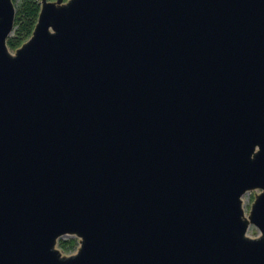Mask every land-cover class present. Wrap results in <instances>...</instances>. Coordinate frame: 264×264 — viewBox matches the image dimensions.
Masks as SVG:
<instances>
[{
	"label": "water",
	"instance_id": "95a60500",
	"mask_svg": "<svg viewBox=\"0 0 264 264\" xmlns=\"http://www.w3.org/2000/svg\"><path fill=\"white\" fill-rule=\"evenodd\" d=\"M14 7L0 264H264V0H40L11 51Z\"/></svg>",
	"mask_w": 264,
	"mask_h": 264
},
{
	"label": "trees",
	"instance_id": "16d2710c",
	"mask_svg": "<svg viewBox=\"0 0 264 264\" xmlns=\"http://www.w3.org/2000/svg\"><path fill=\"white\" fill-rule=\"evenodd\" d=\"M14 1V0H13ZM40 3L38 0H21L18 7H16L15 18H14V32L12 35H9L7 44L9 48H17L22 42L28 38L32 32V27L37 19L39 12ZM63 240L59 241V245L62 248H68L67 244ZM72 243L73 240L69 239ZM66 246V247H65Z\"/></svg>",
	"mask_w": 264,
	"mask_h": 264
},
{
	"label": "rangeland",
	"instance_id": "374dc122",
	"mask_svg": "<svg viewBox=\"0 0 264 264\" xmlns=\"http://www.w3.org/2000/svg\"><path fill=\"white\" fill-rule=\"evenodd\" d=\"M20 1L21 0H14L13 1L14 6H15L14 8L18 7ZM38 1L40 3V0H38ZM14 28H16V26H13V28H12L13 30L11 31L10 35L13 34ZM13 49L14 48H9V50H11V51H14ZM259 190L260 189H258V188H254V189H250V190L247 189V191L242 195V206L241 207L243 208L244 214L246 216L249 213V209H250L249 206L251 205V203H252V201L254 199V195H256V193H258ZM246 233H247V235L249 237L250 236L254 237V236H257L260 232H259L258 228L253 223H249ZM69 239L73 240L72 243L69 241ZM60 240H63L64 242L66 240H68L67 244H66V246H68V248H62L59 245V241ZM79 240H80L79 237L75 236V235H71V234L62 235L61 237L59 236V238L57 239L56 247L61 251V254L69 255V254H72V253H74L76 251V249L79 246Z\"/></svg>",
	"mask_w": 264,
	"mask_h": 264
}]
</instances>
